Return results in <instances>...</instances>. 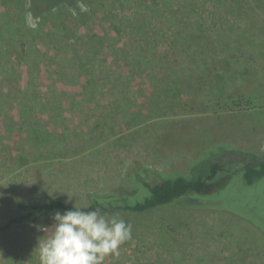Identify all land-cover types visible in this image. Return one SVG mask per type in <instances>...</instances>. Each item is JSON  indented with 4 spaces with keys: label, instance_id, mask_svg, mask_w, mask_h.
I'll return each mask as SVG.
<instances>
[{
    "label": "rangeland",
    "instance_id": "374dc122",
    "mask_svg": "<svg viewBox=\"0 0 264 264\" xmlns=\"http://www.w3.org/2000/svg\"><path fill=\"white\" fill-rule=\"evenodd\" d=\"M28 1L0 0V264H39L34 248L52 231L36 225L51 226L57 211L3 227L21 213L17 201L43 202L45 191L84 206L125 185L135 162L155 183V172L187 173L218 143L264 156V0H241L221 15L196 0L190 17L180 0H71L36 14ZM197 28L206 61L199 70L192 51L180 50L191 42L176 35ZM145 51L168 52L175 64L184 56L189 70L167 90L160 67L151 80L128 68ZM260 192L264 179L248 189L238 180L224 195L240 202V213L246 199L263 197L260 218ZM190 203L104 213L132 227L120 255L104 264H264L253 225Z\"/></svg>",
    "mask_w": 264,
    "mask_h": 264
},
{
    "label": "trees",
    "instance_id": "16d2710c",
    "mask_svg": "<svg viewBox=\"0 0 264 264\" xmlns=\"http://www.w3.org/2000/svg\"><path fill=\"white\" fill-rule=\"evenodd\" d=\"M44 1V3H43ZM29 0L33 13H38L42 6L53 5L54 3L70 2L71 0ZM179 3L181 11L190 17V9L197 10L195 6L196 0H180ZM211 2L215 13L221 15V12L228 13L241 9V0H204ZM43 3L44 5L40 4ZM170 3V0H169ZM166 4V3H165ZM199 28L197 30H190V33L176 35L181 37V41L187 40L191 42V47L182 45L183 48L192 51L190 55V63L196 69H201L202 65L206 63L202 59L204 55L200 50V43L196 40L198 38ZM190 37V39H188ZM133 61H129L128 68L135 73L145 75L149 80L157 77L155 74V67H160L164 72L162 78L166 80L167 90L172 89L170 83L176 81L179 75L189 70L186 57H179L178 64H175L168 52L160 53L158 51L144 52L142 56L133 55ZM178 65V66H177ZM226 70H231V63L225 62ZM157 71V69H156ZM226 74L216 75L215 79L224 77ZM130 80L128 76H124ZM121 79V91L130 93V82ZM131 81V80H130ZM197 81V80H195ZM198 82V81H197ZM217 82L219 83L218 79ZM159 96V95H158ZM160 100V99H159ZM23 112L19 107L18 111ZM20 112V113H21ZM24 113V112H23ZM239 150L226 143H218L204 149L200 155L191 161L187 173L181 172H155L158 179L155 183H149L144 180V176L150 171L146 166L136 164L132 166L128 172L127 178H124L126 184L115 187L110 193L93 195L90 202L84 206H77L67 203L62 199L48 195L45 191L46 200L43 202H22L17 201L16 207L21 211L17 216L11 217L7 220L5 226L11 224L18 225L24 220L35 221L55 211L71 210L74 207L83 211H91L99 209L101 214L122 212L125 214H139L148 212L157 207H171L175 206L181 201L191 200L189 207L199 210H219L231 213L246 220L253 225L264 238V208L260 213V218L256 216L258 203L261 199L253 196L250 200L246 199V203L241 208L240 202L235 198H230L224 195L230 184L235 181H241L244 187L250 188L255 183L264 179V156L258 157L250 152L239 153ZM231 156L232 159H228ZM244 159V160H243ZM141 165V166H140ZM40 186V183H35ZM264 195V192H260ZM249 212V214H245ZM255 214V217L251 216ZM2 227V228H3ZM1 229V228H0ZM173 250H177L173 247Z\"/></svg>",
    "mask_w": 264,
    "mask_h": 264
},
{
    "label": "clouds",
    "instance_id": "9594fccd",
    "mask_svg": "<svg viewBox=\"0 0 264 264\" xmlns=\"http://www.w3.org/2000/svg\"><path fill=\"white\" fill-rule=\"evenodd\" d=\"M51 219V226L36 225L44 233L52 227L34 248L39 264H104L106 257H118L120 246L131 239V224L99 209L74 207L55 212Z\"/></svg>",
    "mask_w": 264,
    "mask_h": 264
}]
</instances>
